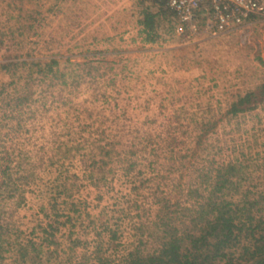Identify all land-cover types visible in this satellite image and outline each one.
I'll return each mask as SVG.
<instances>
[{"label": "rangeland", "instance_id": "1", "mask_svg": "<svg viewBox=\"0 0 264 264\" xmlns=\"http://www.w3.org/2000/svg\"><path fill=\"white\" fill-rule=\"evenodd\" d=\"M129 1L0 0V264L150 254L228 163L264 193V24L138 34Z\"/></svg>", "mask_w": 264, "mask_h": 264}, {"label": "trees", "instance_id": "2", "mask_svg": "<svg viewBox=\"0 0 264 264\" xmlns=\"http://www.w3.org/2000/svg\"><path fill=\"white\" fill-rule=\"evenodd\" d=\"M153 18L152 14L145 18L149 28L153 26ZM260 94L247 93L230 111L251 109L250 104L264 96ZM234 166V163L223 165L224 172L215 179L217 188L208 192L213 195L201 202L196 198L193 211L185 208L192 212L188 216H179L184 212L172 215L171 211L167 220L161 219L163 237L157 250L144 256L129 253L118 264H264V193L237 191ZM180 217H186L182 226L173 225L172 220ZM3 241L0 235V245Z\"/></svg>", "mask_w": 264, "mask_h": 264}, {"label": "built area", "instance_id": "3", "mask_svg": "<svg viewBox=\"0 0 264 264\" xmlns=\"http://www.w3.org/2000/svg\"><path fill=\"white\" fill-rule=\"evenodd\" d=\"M172 10L179 23L175 31L196 32L199 12L207 14L205 29L211 33H230L241 30L251 18L264 20V0H160Z\"/></svg>", "mask_w": 264, "mask_h": 264}, {"label": "crops", "instance_id": "4", "mask_svg": "<svg viewBox=\"0 0 264 264\" xmlns=\"http://www.w3.org/2000/svg\"><path fill=\"white\" fill-rule=\"evenodd\" d=\"M168 11H169L168 8L165 7L160 0H130L129 3L126 4L123 8L124 16L127 18V20L131 21L132 25L136 26V28L138 29V34L146 33V35L147 33H149V29H150L149 25L145 24V18L147 14L154 15L156 20L160 18H165L168 20L169 17H173L172 15H174L173 12L169 11L172 14L170 15ZM205 21H210L209 16L203 12L201 13L199 12L198 24L200 23L201 25L204 26ZM257 23L264 24V20L262 18H251L250 22L239 31H242L243 29H247L251 27L252 24H257ZM154 24L155 23H153V25ZM239 31H234V32H239ZM234 32H230V33H234ZM262 45L264 46V42L262 43ZM262 49H264V47Z\"/></svg>", "mask_w": 264, "mask_h": 264}]
</instances>
